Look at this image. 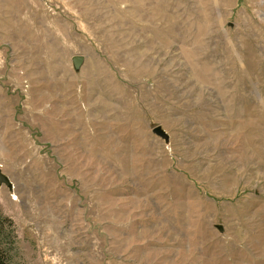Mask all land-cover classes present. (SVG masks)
Segmentation results:
<instances>
[{
  "label": "rangeland",
  "instance_id": "1",
  "mask_svg": "<svg viewBox=\"0 0 264 264\" xmlns=\"http://www.w3.org/2000/svg\"><path fill=\"white\" fill-rule=\"evenodd\" d=\"M0 170L8 264H264V0H0Z\"/></svg>",
  "mask_w": 264,
  "mask_h": 264
},
{
  "label": "water",
  "instance_id": "2",
  "mask_svg": "<svg viewBox=\"0 0 264 264\" xmlns=\"http://www.w3.org/2000/svg\"><path fill=\"white\" fill-rule=\"evenodd\" d=\"M83 57L81 56H75L72 58V65H73V68L75 70H79L82 63H83ZM152 133L154 135H156L157 137L165 140V141H168L169 137L168 135L159 127H154L152 129ZM0 185H5V186H9V181L7 180V178L3 175V173L1 172L0 170Z\"/></svg>",
  "mask_w": 264,
  "mask_h": 264
},
{
  "label": "trees",
  "instance_id": "3",
  "mask_svg": "<svg viewBox=\"0 0 264 264\" xmlns=\"http://www.w3.org/2000/svg\"><path fill=\"white\" fill-rule=\"evenodd\" d=\"M1 246L2 243L0 242V264H8L9 261L1 256Z\"/></svg>",
  "mask_w": 264,
  "mask_h": 264
}]
</instances>
